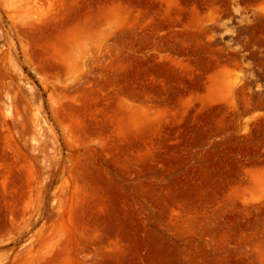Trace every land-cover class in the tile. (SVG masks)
<instances>
[{
	"label": "rangeland",
	"instance_id": "1",
	"mask_svg": "<svg viewBox=\"0 0 264 264\" xmlns=\"http://www.w3.org/2000/svg\"><path fill=\"white\" fill-rule=\"evenodd\" d=\"M0 264H264V0H0Z\"/></svg>",
	"mask_w": 264,
	"mask_h": 264
}]
</instances>
